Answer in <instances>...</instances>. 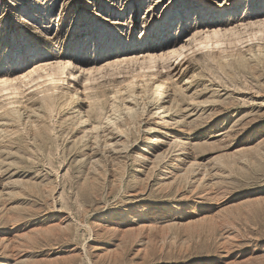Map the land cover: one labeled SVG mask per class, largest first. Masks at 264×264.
<instances>
[{"label": "rangeland", "instance_id": "374dc122", "mask_svg": "<svg viewBox=\"0 0 264 264\" xmlns=\"http://www.w3.org/2000/svg\"><path fill=\"white\" fill-rule=\"evenodd\" d=\"M25 9L31 19L43 16L35 40ZM117 10L123 18L111 20ZM106 25L121 27L104 35ZM225 30L243 41L219 37L221 48L198 50L205 33ZM113 32L124 43L141 36L146 42L98 50ZM161 55L168 56L164 63ZM0 56V79L18 89L24 76L35 86L46 81L38 80L43 70L52 74L70 60L80 87L92 82L86 100H98L106 116L144 67L169 79L177 92L174 116L184 119L174 135L192 148L198 169L175 184L153 182L152 163L143 168L135 157L151 153L131 147L146 138V103L132 121L121 112V96L112 121L132 122L128 129L123 119L127 144L115 156L93 157L74 131L72 107L48 86L59 104L46 114L45 135L20 125L0 146L9 154L5 179L15 196L0 197V264H264V0H0ZM149 57L158 69L143 64ZM35 90L14 97L25 103L44 95ZM2 94L0 106L14 98Z\"/></svg>", "mask_w": 264, "mask_h": 264}, {"label": "bare ground", "instance_id": "6f19581e", "mask_svg": "<svg viewBox=\"0 0 264 264\" xmlns=\"http://www.w3.org/2000/svg\"><path fill=\"white\" fill-rule=\"evenodd\" d=\"M35 7H37V10H38V8L40 7V4H37ZM28 12L29 11L27 9H25L23 12L24 19L27 18V20H25V22L27 23V25H29V29L31 31H35L32 34H28V36H30L33 40H35V39H37V35L41 34V32H42L41 24H42L43 16H41V14H37L34 19H31V18L27 17ZM132 13H135V12H132ZM112 14H114L115 16L111 20H114V18H116V19L120 18L121 19V18H123L125 12L121 11V10H117V11L113 12ZM116 22H117V20L115 21V23ZM123 22L124 21H118V23H123ZM110 27H111V32H112V31H117V28L121 27V25H119V26L106 25L102 29L104 35H107L108 31L110 30ZM165 31H167V30L166 29L163 30L162 33L164 34ZM113 33H114V37H113L114 40L107 42L103 47H100L98 50L106 47L107 48L106 52L126 51L128 49L127 45H130V46L132 45V47H134V48L136 47V49H141L146 42V39L141 36L139 39L138 38L136 39L135 43H133L130 40L127 43H124L123 40L125 38L122 36L121 33H119L117 36L115 35V32H113ZM142 33H143V31H142ZM92 34H96V32L94 31ZM130 35H131V33H130ZM219 37L220 38H222V37L223 38L224 37L235 38L234 40L237 41L238 43H241L243 41V39H241V36L238 33L232 32L231 30H225L224 32H220V31H214L212 33L207 32L204 34V38H202V40L199 41L198 50H201V49L213 50L215 47L221 48L223 43L221 44V42H220L221 40ZM251 39H252V37H250L249 40H251ZM38 40H40V39L38 38ZM96 41H102V39H98ZM231 43H233V42L231 41ZM164 56L161 55L159 57L160 60L163 61V63L168 59V56H167V58H165ZM0 57H2V56H0ZM156 63H157L156 57H149L148 61L144 60V62H143L144 65L149 64L152 66V68H155L157 66ZM116 65H120V63L117 62ZM144 65L143 66L141 65L142 66L141 68H143ZM55 66L52 69V74H49V73H47V71L43 70V73L46 76L45 77H39L38 80L44 78V79H46V81H44L43 83L37 84L35 86H33V84L36 82L35 79H30L31 77L28 78L25 76L23 78H21L22 79V80H20L21 82H18V83H20L19 86L23 90L18 91L17 93H15V92L20 89V88L18 89V86H17L18 84L17 85L15 84L17 82L14 83V81H12V82L10 81V83H8L9 80L7 81V79H2V78L0 79V87H1L0 95H1V97L3 95L2 93H6L7 97H11V96L14 97V95H16V96L20 95L22 93H25L26 90L28 91V89H33V88L36 89L35 91L37 92V94H40V95L42 93L44 94L42 97L39 95L40 98L26 100L25 103L22 101H19L18 100L19 98L18 99L15 98L16 96L14 98L12 97L13 99L11 101L6 100V101H8L7 103L3 102L4 105L0 106V146L5 141H8L9 138L12 136V134L19 132L17 130V128L20 125L24 126V128L30 127L33 130L34 129H36V131L38 130L40 132V135L38 134L39 136L45 135V132L47 130L46 129L47 127L45 124L46 123V120H45L46 114L49 111H52L55 107L57 108V104H59L57 101L58 99H56V101H55V97H56L55 94L56 93L52 94L50 90L48 93L45 92L48 90V88H47L48 86H54V87H52L53 91L56 92L60 89L62 92L61 95L63 96L62 98H64L66 100V103L68 106L72 107L73 113L76 116V123L73 124L76 126V127L75 126L73 127V128H75L74 131L80 130V133H82L81 142L83 141L86 143L88 150H90V154H92L93 157H94V155L97 156L98 154H102L101 156H106V158H108L113 154L117 155V153L121 152V151H119V148L122 145H124L125 139L130 135V133L129 132L127 133L126 129H124V128H126V127H124L125 124L123 125V122L125 120H128V119H124L123 116L122 117L118 116L117 118L121 117L122 119L121 118L120 119L122 121L120 122V124L118 122L117 124H119V125H117V124H115L116 123L115 120H117V119L114 117L115 120H113V121H115V122L113 123L112 118H113V116H115L118 113L120 114L121 112L122 113L125 112L124 116H126V118L132 117L133 113L137 112V110H138L137 108L140 107L139 103L142 101H145L146 111L145 110L143 111V109H142L143 113L145 112V115L143 114L144 117L142 118V121L140 123L142 128H140V129H142L141 134H143L144 136L146 135V138L143 137L144 141L143 140L140 141L141 140L140 139L139 141L137 140L138 141L137 142L135 140L136 143H134L133 146H131V147L134 148V150H136V151L138 150L141 152H143V148L145 147L147 149V150H145L146 154L151 153V155L145 156V155H141V154H136L135 157L137 159H139V161H142L143 168L147 167V165H149V163H152V167H151L150 172L152 174L151 180L153 182L156 180L157 181L158 180L165 181V180L171 179L175 184V182L177 183L178 180H181L183 178L186 179V177H188V176H189L188 178L196 177V175L198 174V169L195 166V161H194V158L191 154L192 152H190V149H192V148H190L186 142H183L179 136L174 135V134L182 132L180 127H182V125H184V121H183L184 119L177 120L174 116V114H175L174 112L177 109L176 105H175L177 92L173 91L174 89L173 88L171 89L169 87V85H168L169 79H168V82L165 79H162L160 81L159 80L160 77L158 75L157 76H156V74L149 75V73H146L147 69L145 70L146 67H144L143 71H140L139 73H137L136 76L135 75L132 76V82L130 81V83L128 85L124 86L127 89L125 88V91L121 92L122 96L120 94V96L122 98L121 100L124 101V103L122 102L123 104L121 106V107H123V110L121 109L120 106L116 105L117 104L116 102L119 100L117 98H120V96L114 97L112 103L110 102L111 103L110 109H109V111H107V112H109V114L106 116L105 109L98 102V100H96L94 98H93L94 100H92V99H90V101L86 100L87 95H88L87 92L92 89V87H89L87 84V83H92L90 79H85V82L82 84V87H80L81 86L80 81L73 71L74 67L70 63V60H67L65 63H63L59 66H57V65H55ZM147 67L149 68V66H147ZM152 70H154V69H152ZM150 73H151V71H150ZM155 73H157V72H155ZM158 73H159V75H162V72L161 73L158 72ZM90 74H91V72H90ZM65 79H67V80H65ZM68 79H70V81H68ZM135 79H138V81H135ZM148 79H150V80L148 81ZM45 88H47V90H45ZM10 90H13V93H10ZM7 97H5V99H7ZM37 97H38V95H37ZM116 99H117V101H116ZM121 100H119V101L121 102ZM56 102H57V104H56ZM119 105H121V104H119ZM58 107H60V106H58ZM70 107H68V108H70ZM85 108L88 109V111H86ZM120 109L122 110L121 112H119ZM140 110L141 109L139 108L138 113L140 112ZM49 113H48V115H49ZM93 114H96L99 117L98 121L92 120L91 115H93ZM137 115L138 114H136L133 117H136ZM104 116H105V118H104ZM138 117H140V116H138ZM138 117L135 119L130 118V120L140 119ZM102 118H104V122H102ZM31 119H32V121H31ZM123 119H124V121H123ZM130 120H128V123L125 122V123H127L125 126H127L129 123L132 124V122ZM30 121H31V123L29 124ZM138 122H140V121L138 120ZM138 122H136V121L133 122L135 125L134 127H136L135 123H137L139 125ZM128 126H130V124ZM128 126H127V128L129 129ZM134 127H132L133 131H134V129H133ZM138 127H140V126H138ZM130 130H131V128H130ZM135 131H137V130L135 129ZM138 132H139V130H138ZM126 134H127V136H126ZM125 144H127V141L125 142ZM163 148H165V149L160 153L158 152L159 154L156 155L155 158L153 159L152 158V156H154L153 154L157 151H161ZM128 149L123 148L122 150H127L124 152L125 153L127 152V154L128 153L131 154L132 151H130ZM115 155H113V156H115ZM131 155H133V154H131ZM8 156H9V154L5 150H3L1 147L0 148V197H6V198L12 199V196H14L13 195L14 192H12L13 185L10 181H7L5 179V176L8 175V170H9L7 165L10 166V163L8 164L7 163L8 161L6 162V160H7L6 158ZM89 157H90V155H89ZM103 158H105V157H103ZM151 158L153 160H151ZM94 159H96V158H94ZM97 160H94V161L97 163L99 161V160L98 161ZM90 164H91V161H90ZM172 181L171 182L168 181V182L172 185L173 184ZM169 183H167V184L169 185ZM194 183H196V181ZM15 195L18 196L17 194H15ZM19 195H20V193H19ZM6 210H7V212L11 211L12 207H10L9 209L6 208Z\"/></svg>", "mask_w": 264, "mask_h": 264}]
</instances>
